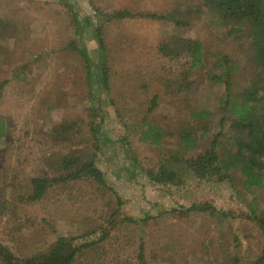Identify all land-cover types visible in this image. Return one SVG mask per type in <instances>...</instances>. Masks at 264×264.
Wrapping results in <instances>:
<instances>
[{
    "label": "rangeland",
    "instance_id": "1",
    "mask_svg": "<svg viewBox=\"0 0 264 264\" xmlns=\"http://www.w3.org/2000/svg\"><path fill=\"white\" fill-rule=\"evenodd\" d=\"M197 5L204 0H0V83L7 79L0 89V117L7 126L0 142V242L14 254L26 257L43 251L58 235L95 241L117 209L107 238L86 247L74 264H221L225 251L229 258L236 255L238 264H255L264 231L253 221L214 217L207 211L181 213L183 205L209 202L218 209L254 211L264 217V167L259 169L260 185H247L236 168L222 181L198 180L171 159L175 152L188 157L204 151L222 115L221 141L230 153L248 139L247 132L241 135L232 126L229 107L221 110L224 84L214 76L208 78L198 69L189 77L194 82L188 88L173 92L166 85L178 78L175 69H182L184 57L163 55L159 45L190 38L203 42L205 65L215 64L210 67L213 74L225 66L223 56L230 59L232 99L250 87L247 39L227 35V27L203 6L199 14L188 12ZM122 9L130 15L108 18V13ZM176 11L181 23L147 16ZM97 28L104 50L99 49ZM71 44L86 50L91 87L87 62ZM101 63L109 73V89L104 91H98L96 78ZM203 109L214 114L191 116ZM65 119L77 121L81 134L74 143L55 144L48 130ZM91 123L100 129L97 140ZM149 125L161 133L159 143L139 139ZM185 126L197 140L193 149L182 147L179 131ZM85 148L96 152L108 186L86 176L50 185L36 201L20 198L31 192V177L54 175L58 156ZM160 163L174 168L183 181L152 182L146 170Z\"/></svg>",
    "mask_w": 264,
    "mask_h": 264
},
{
    "label": "trees",
    "instance_id": "2",
    "mask_svg": "<svg viewBox=\"0 0 264 264\" xmlns=\"http://www.w3.org/2000/svg\"><path fill=\"white\" fill-rule=\"evenodd\" d=\"M203 8L210 11L223 25L227 27V35H240L247 39L248 45L245 49V56L252 70L250 87H244L234 99L231 98V86L233 76V66H230V59L223 56L225 66L222 67L221 73H212L210 67L205 65L204 61V44L199 39L190 38H175L159 45V52L163 55L183 56V66L179 71V76L174 81H167L168 88L173 92H180L185 88L191 86L194 79H189L194 74L195 70L202 69L205 75L223 82L225 97L220 99L221 110L226 111L229 107L230 119L232 126L248 134V139L242 144L237 152L230 153L231 151L222 144V131L224 129L225 118L222 115L219 120V130L214 134L208 147L196 155L183 156L177 152L172 153L171 159L175 163L184 165L191 172L192 176L198 180H216L222 181L229 178V170L232 168L238 169L245 175V183L247 185H260L261 175L259 169L264 167V0H204ZM200 5L192 7L188 10L189 13L194 12L199 14L202 12ZM178 11L169 15H157L155 13H148L147 16L151 18L168 19L172 18L176 23H181L182 20L175 17ZM146 13H141L145 15ZM130 15L127 9L116 10L108 13V18H123ZM100 28V27H99ZM97 28L96 37L99 43V49L104 50V41L102 31ZM174 43V47L171 44ZM72 48L79 50L84 60L87 62V78L90 86L92 69L84 48H78L71 44ZM100 50V51H101ZM101 51L100 53H102ZM0 59V63H1ZM215 67V66H214ZM248 67V68H249ZM98 81V91L108 90L109 73L107 66L104 63L98 65V72L96 75ZM212 78V77H211ZM7 82L4 79L0 83V89ZM91 87V86H90ZM156 100V95H153L151 100L150 110L153 108ZM234 100V101H233ZM260 111V114L257 112ZM213 111L203 109L199 112H193L192 117L202 119L203 116L213 115ZM148 125V124H147ZM92 135L97 140L96 135L100 132L97 123H91ZM7 126L5 120L0 117V142L6 135ZM51 142L59 143H74L77 137L81 134L77 121L73 119H65L62 122L53 124L48 130ZM204 132L201 136L205 135ZM180 138L183 142V149L189 150L195 148L198 144L194 138V132L188 126L183 127L180 131ZM240 135V136H241ZM239 136V135H237ZM161 133L159 131L153 132L152 126L149 125L148 129L140 134L139 139L145 141L151 139L152 143H159ZM243 136L240 137V139ZM85 140V139H82ZM243 141V140H242ZM126 145V153L130 154L131 146L129 143ZM219 145H221L219 147ZM96 148L100 147L95 145ZM218 149L226 150L224 156L220 155ZM96 152H88L85 149H71L68 153L58 156L54 160V175L42 174L30 178L31 192L27 195L20 196L21 199L27 201H36L40 199L50 185L56 183H64L70 180H77L89 176L97 184L101 186H108L104 171L96 163ZM148 178L158 184H172L179 185L183 179L178 175L174 168L168 167L165 163H160L156 169L149 168L146 170ZM121 204V201L119 199ZM0 207L2 204L0 203ZM181 213L187 215L189 212H204L207 211L211 216L223 215L226 218H240L253 221L260 229L264 231V217L255 214L254 211L248 213L239 212L233 213L231 211L218 209L209 202H193L190 205L182 206ZM119 210H113L109 215V219L102 227L103 234L95 241L79 242L76 237L58 235L53 242H51L45 250L22 257L14 254L6 245L0 242V261L3 264H74L78 255L84 251L88 246H92L99 241L105 240L108 236V230L114 227L116 222V215ZM174 211V210H172ZM123 220L132 222L134 221L129 216H124ZM85 233V235L91 234ZM143 244L139 246V257L143 260L142 253ZM226 250V249H225ZM225 251L223 262L226 264H238L239 258L234 255L232 258L228 257ZM255 264H264V246L261 254L255 261Z\"/></svg>",
    "mask_w": 264,
    "mask_h": 264
}]
</instances>
